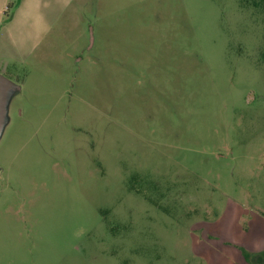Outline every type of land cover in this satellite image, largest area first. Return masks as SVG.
I'll return each mask as SVG.
<instances>
[{
    "label": "rangeland",
    "instance_id": "obj_1",
    "mask_svg": "<svg viewBox=\"0 0 264 264\" xmlns=\"http://www.w3.org/2000/svg\"><path fill=\"white\" fill-rule=\"evenodd\" d=\"M241 1L46 13L0 66V264L264 258V15Z\"/></svg>",
    "mask_w": 264,
    "mask_h": 264
},
{
    "label": "crops",
    "instance_id": "obj_2",
    "mask_svg": "<svg viewBox=\"0 0 264 264\" xmlns=\"http://www.w3.org/2000/svg\"><path fill=\"white\" fill-rule=\"evenodd\" d=\"M63 1L0 0V66L3 69L8 61H21L30 48L40 43L48 28L46 13L54 14Z\"/></svg>",
    "mask_w": 264,
    "mask_h": 264
},
{
    "label": "trees",
    "instance_id": "obj_3",
    "mask_svg": "<svg viewBox=\"0 0 264 264\" xmlns=\"http://www.w3.org/2000/svg\"><path fill=\"white\" fill-rule=\"evenodd\" d=\"M243 5H248L256 10L258 13L264 15V0H242ZM261 61L264 63V46L261 50ZM243 256L247 259L246 253ZM255 258H257L255 256ZM256 264H264V258L256 259Z\"/></svg>",
    "mask_w": 264,
    "mask_h": 264
},
{
    "label": "water",
    "instance_id": "obj_4",
    "mask_svg": "<svg viewBox=\"0 0 264 264\" xmlns=\"http://www.w3.org/2000/svg\"><path fill=\"white\" fill-rule=\"evenodd\" d=\"M8 82L0 75V118L2 116V102H3V96H2V90L8 87Z\"/></svg>",
    "mask_w": 264,
    "mask_h": 264
}]
</instances>
